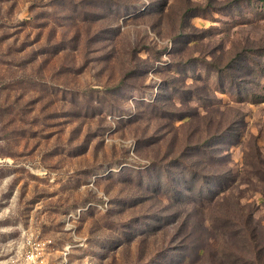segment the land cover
<instances>
[{
	"label": "rangeland",
	"instance_id": "obj_1",
	"mask_svg": "<svg viewBox=\"0 0 264 264\" xmlns=\"http://www.w3.org/2000/svg\"><path fill=\"white\" fill-rule=\"evenodd\" d=\"M264 264V0H0V261Z\"/></svg>",
	"mask_w": 264,
	"mask_h": 264
},
{
	"label": "built area",
	"instance_id": "obj_2",
	"mask_svg": "<svg viewBox=\"0 0 264 264\" xmlns=\"http://www.w3.org/2000/svg\"><path fill=\"white\" fill-rule=\"evenodd\" d=\"M45 253V243L40 241H29L25 250L8 264H45L43 255ZM0 264H6L0 261Z\"/></svg>",
	"mask_w": 264,
	"mask_h": 264
}]
</instances>
